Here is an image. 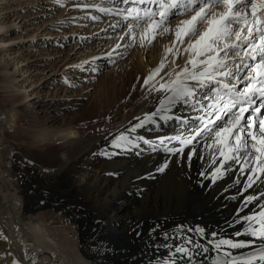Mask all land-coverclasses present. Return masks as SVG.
Returning a JSON list of instances; mask_svg holds the SVG:
<instances>
[{
  "label": "bare ground",
  "instance_id": "bare-ground-1",
  "mask_svg": "<svg viewBox=\"0 0 264 264\" xmlns=\"http://www.w3.org/2000/svg\"><path fill=\"white\" fill-rule=\"evenodd\" d=\"M21 3L1 2L0 13L6 10L9 14L0 17V31L8 33L6 37L0 38V46L3 44L4 47L15 38L22 37H11L16 33L13 17L17 8L23 5ZM40 11L37 10L36 14ZM18 16L22 20L25 17L23 14ZM40 28H43L41 32L45 31L43 34L53 31L50 26L44 28L42 24L38 30ZM171 37L163 42L160 53H153L150 59L146 44L140 45L138 58L145 69L144 73L134 70L125 76L115 87L116 93L112 98L108 95L104 101H98L102 110L99 113L94 111L96 105L92 103L85 105L86 113L80 115L66 113L68 108L62 107V102L47 104L45 110L53 113L49 125H46L47 130L42 124L43 127L40 125L38 130L32 126L30 129L35 131L34 136L46 144L56 139L62 141L59 145H46V150L53 153L39 156L43 166L24 159L18 147H10L8 151L2 147L1 143L5 140L22 142L19 139L20 133L14 132L11 138L5 130L3 137L0 136V160L6 159L11 163V185L14 187V196L17 195L16 201L0 171V264H13V261L18 264H163L169 249L153 246V240L160 245L183 243L178 239L182 232L193 241L209 247V253L201 254L196 259L200 264H212V258L216 256L208 243L214 239L212 232L218 234L216 238L248 239L243 235H234L237 230L243 231V228L233 223L236 219L233 210L241 208L242 196L258 195L264 192V188L257 185L256 189L238 193L237 188H243V185H236L234 181L237 178L246 179L238 175L231 178L226 176L224 181L211 184L198 175L199 171L209 166L204 160L193 159L190 165L186 162H171L180 158L169 156L163 147L153 153L150 146L143 144L139 149L128 151L117 150L112 146V139L116 135L131 132L144 113L154 109L158 103L154 93L141 87L142 77L157 67L165 57L167 63L161 73L172 69L179 71L183 67L186 53L183 56L177 54L175 62L171 53L166 54L174 38V31ZM1 47L0 84L5 90L20 88L22 85L17 83L16 66L24 62V58L19 56L16 59L14 56L12 70V67L2 64L5 53ZM13 49L8 48L7 51ZM29 69L26 67L21 70L26 73ZM20 92H11L7 99H3L9 104L0 108V126L5 119L14 131L27 110L39 104L37 98L28 106L25 95ZM119 103L123 108L114 114V106ZM112 105L113 110L111 108L109 111ZM96 122L105 125L90 130L91 125H87ZM52 126L54 129L51 130ZM31 130L26 129L25 132ZM156 133L173 135L175 125L169 123L151 131L147 128L138 129L132 135H144L158 143ZM53 135L58 137L55 139ZM21 136L27 135L22 133ZM58 150L62 151L60 157L54 154ZM138 152L141 154L138 155ZM204 155H208L207 150ZM166 159L169 160L168 167L162 173L157 172L156 167ZM0 169H6L1 162ZM50 208L60 213L54 214ZM45 209L52 212H46ZM241 214L251 213L244 209ZM49 219L54 220V225L51 223L48 226ZM157 225V231L150 234V230ZM180 225L183 229H178ZM196 228H203L206 235H198L194 231ZM134 229L141 233L139 237ZM165 232L169 237L167 241L164 240ZM256 243L259 246V241ZM104 249H107L106 254ZM230 251L234 257H245L251 249L245 247Z\"/></svg>",
  "mask_w": 264,
  "mask_h": 264
},
{
  "label": "snow or ice",
  "instance_id": "snow-or-ice-1",
  "mask_svg": "<svg viewBox=\"0 0 264 264\" xmlns=\"http://www.w3.org/2000/svg\"><path fill=\"white\" fill-rule=\"evenodd\" d=\"M120 3L123 7L99 11L131 21L120 39L135 42L140 29L141 46L145 41L151 44L158 33L168 32L166 25L170 19L185 17L176 24L166 54L171 53L173 62L177 54L186 53L187 58L179 71L161 73L167 63L165 57L142 77L141 87L154 93L158 103L144 113L131 132L116 135L112 146L128 151L143 144L150 146L153 153L163 147L169 156L180 158L171 162L190 165L193 159L204 160L209 166L198 175L211 184L238 175L246 177L234 181L243 185L237 188L238 193L256 189L257 185L264 188V0H120ZM108 58L111 59L110 54ZM99 70L98 66L92 68L93 72ZM169 123L175 125V134L156 133L158 143L144 135H132L138 129L151 131ZM168 165L166 159L155 170L162 173ZM241 201V208L233 210L236 213L233 223L243 231L237 230L234 235L248 239L216 238L218 234L212 232L214 239L208 241L216 252L212 264H264V192L244 195ZM244 209L251 214L242 215ZM177 227L183 229L182 225ZM158 228L157 225L151 229L150 234ZM133 231L137 237L141 235L138 230ZM194 231L206 235L203 228ZM163 235L167 241V233ZM178 239L183 243L160 245L153 240V246L169 249L163 264H200L196 257L209 253V247L183 232ZM245 247L251 249L245 257H234L230 251Z\"/></svg>",
  "mask_w": 264,
  "mask_h": 264
},
{
  "label": "rangeland",
  "instance_id": "rangeland-1",
  "mask_svg": "<svg viewBox=\"0 0 264 264\" xmlns=\"http://www.w3.org/2000/svg\"><path fill=\"white\" fill-rule=\"evenodd\" d=\"M19 1L0 0V5L1 2L4 4H9L10 2L19 4L22 2L21 4H23L15 11L13 27L16 29V33L11 36L17 37L21 35L22 37H14L15 39L4 45V47L1 44L2 47H0L3 48V53H5V61L2 64L7 65L9 68L12 67L13 70L15 59L13 57L16 56L17 59L19 56H22L24 58V62H19L16 66L17 83L22 86L20 88L5 90L0 84V108H4L9 104L3 99H7L11 92H19V90L21 91L20 93L25 95V102L28 106L32 100H36L37 98L39 99V104L31 106L27 110L26 115L24 117L22 116L19 121V128L17 127L15 131L3 119V123L0 126V136L3 137L5 130L10 133L11 138L14 136V132L20 133L19 139L22 142L5 140L3 138L5 142L1 143V145L7 151L10 147H18L24 159L33 161L37 166H43L39 156L50 155L49 152L53 153V151L46 150V145L52 143L59 145L62 140L56 139L58 136L53 135L56 140L46 144L39 137L34 136L33 133L35 131L30 128L33 127L34 130H38L40 127L45 126L46 128H44L47 130L46 125H49L48 123L53 116V113L45 110L49 103L51 105L54 102H62V107H65V109L68 108V110L66 109V113L70 112L79 115L86 113L84 112L85 107L88 103H92L96 105L94 111L99 113L101 108L98 106V101H104L108 95L112 98L116 93L114 92L117 89L115 87H117L125 76L134 72V70H138L140 74L144 73L145 69L138 58V49L141 45L139 41L140 29L137 30L135 42H131L127 38L121 40L120 37L125 36L128 23L131 21H124L121 16L113 13L99 11L100 8L123 7L120 1ZM93 7L95 8L93 9ZM37 10H41L40 13L38 12L36 14ZM11 13L14 12L11 11ZM7 14L9 12L4 10L0 13V17H5ZM20 14L25 16L23 20L22 17L18 16ZM91 17H96V19H92ZM184 18L183 16H177L175 19H170L166 25L169 28L168 32L157 34L151 44L145 41L144 45L146 44L148 48L149 59V56L153 53L154 55L160 53L163 42L172 38L171 36L176 24ZM41 24L44 28L50 26L53 30L52 33L43 34L45 33V31L41 32L43 28L38 30ZM143 27L144 25L142 23L141 29ZM33 33L37 35H33ZM0 35V38H2L3 36L6 37L8 33L3 34L0 31ZM8 48L14 49L7 51ZM13 51H16V53ZM18 51L19 53H17ZM109 54L111 55V59L108 58ZM93 57H101L102 59L97 61L93 60ZM96 66L100 70L93 72L92 68ZM26 67H30V69L24 73L21 69ZM29 75L32 78L28 79ZM111 83L115 84H112V86ZM9 90L11 91L9 92ZM116 105L114 106V110H116L113 112L114 114L119 113L121 111L120 109L123 108L120 103ZM111 108L113 110V105L109 108V111H111ZM90 125V130H94L105 124L96 122L94 124L89 123L87 126ZM54 126L50 129H54ZM26 129L27 131L28 129L31 130L29 131L30 133L25 132ZM22 133H26L27 136L22 137ZM31 151L35 152L33 153ZM54 154L60 157L62 151H54ZM0 162L6 167L5 170L0 169L2 171L1 176L4 178L13 197L14 187L11 185L13 181V174L10 171L11 163L6 159L4 161L0 160ZM15 197L17 198V195L14 196V200H16ZM50 209L53 211L52 208ZM50 209L45 210L47 212L51 211ZM53 212L54 214H56L55 212L60 213V211L55 209ZM50 219V225L48 226L54 225V220ZM52 232L50 231V233ZM70 237H72L71 234Z\"/></svg>",
  "mask_w": 264,
  "mask_h": 264
}]
</instances>
